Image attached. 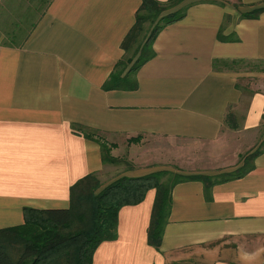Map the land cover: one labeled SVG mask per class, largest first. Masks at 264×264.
Here are the masks:
<instances>
[{"label": "crops", "instance_id": "crops-1", "mask_svg": "<svg viewBox=\"0 0 264 264\" xmlns=\"http://www.w3.org/2000/svg\"><path fill=\"white\" fill-rule=\"evenodd\" d=\"M140 5L0 0V230L22 226L27 209L67 208L75 182L109 171L88 130L128 162L119 177L173 166L217 178L259 150L242 178L175 185L158 250L147 244L155 191L123 207L92 264H187L192 250L203 264H264V0H185L136 89L105 91Z\"/></svg>", "mask_w": 264, "mask_h": 264}, {"label": "trees", "instance_id": "trees-1", "mask_svg": "<svg viewBox=\"0 0 264 264\" xmlns=\"http://www.w3.org/2000/svg\"><path fill=\"white\" fill-rule=\"evenodd\" d=\"M184 1L141 0L133 26L120 45L123 56L103 85L105 91L136 89V71L153 58L152 43L157 34L186 15L189 5L181 7ZM261 11L255 10L243 17H257ZM147 23L150 33L146 36ZM227 119L233 126L232 115L229 114ZM85 137L92 139L88 135ZM96 142L100 143L104 164H119L120 160L110 155L108 145L99 140ZM260 152L247 155L239 168L217 178L176 173L163 179V171H156L140 177L121 176L102 188L97 176L88 174L70 187L67 208L27 209L22 226L0 230V264H92L99 245L116 240L119 211L142 203L150 190L155 191V197L147 228V244L158 250L175 185L198 181L207 189L215 182L242 178L253 169L251 160Z\"/></svg>", "mask_w": 264, "mask_h": 264}, {"label": "rangeland", "instance_id": "rangeland-1", "mask_svg": "<svg viewBox=\"0 0 264 264\" xmlns=\"http://www.w3.org/2000/svg\"><path fill=\"white\" fill-rule=\"evenodd\" d=\"M9 20H11V17L9 16L8 17ZM7 21V20H6ZM11 22V21H10ZM9 22V23H10ZM1 23V22H0ZM3 24L1 25H4L3 27L6 28V23L2 22ZM11 26L10 24H7V26ZM9 28V27H8ZM145 31H144V35L146 34V36L150 33V24L147 23L145 25ZM241 69L242 70H245V66H241ZM88 133V137L92 138L93 141H100L102 139V134L100 135L99 133H96L94 131H91V130H88L86 131ZM259 149H261V147H258ZM248 155L247 152L243 153L242 155V158L246 157ZM120 162L119 164H109L110 165V168L109 171L106 169V173L104 175H100V182H101V186L102 188L104 186H106L108 184V182H112L114 181L115 179H117L120 175H122L123 173L125 172H128V168H129V164L126 160L124 159H119ZM176 164L178 165L179 162H176ZM180 165V164H179ZM175 167L171 166V169H168V170H159V171H163V179H169L168 176H170L169 174H176V173H182L179 169H173ZM233 172V171H232ZM167 173V174H166ZM173 177V176H171ZM201 251L200 250H192V251H188L187 253H184L183 254V257L184 258H189V259H186V263L187 264H203V260L201 258ZM185 264V263H184Z\"/></svg>", "mask_w": 264, "mask_h": 264}]
</instances>
